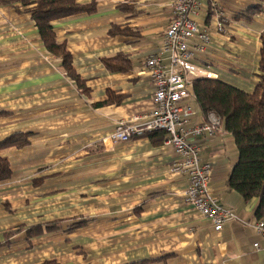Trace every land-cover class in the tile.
Listing matches in <instances>:
<instances>
[{"label":"crops","instance_id":"crops-1","mask_svg":"<svg viewBox=\"0 0 264 264\" xmlns=\"http://www.w3.org/2000/svg\"><path fill=\"white\" fill-rule=\"evenodd\" d=\"M75 1L97 9L53 25L78 80L46 49L28 8L0 5V142L29 135L26 147L0 152L12 171L0 181V264H264L259 201L228 187L239 152L223 126L190 136L213 167L210 191L237 216L220 232L184 204L188 181L172 172L164 132L109 140L120 122H144L153 110L146 61L160 52L175 0ZM198 1L212 40L185 68L191 84L211 78L254 93L264 0H216L229 20L224 35L209 1ZM121 57L124 70L109 67ZM183 105L194 114L188 130L208 122L193 93ZM53 223L57 230L28 236Z\"/></svg>","mask_w":264,"mask_h":264},{"label":"built area","instance_id":"built-area-1","mask_svg":"<svg viewBox=\"0 0 264 264\" xmlns=\"http://www.w3.org/2000/svg\"><path fill=\"white\" fill-rule=\"evenodd\" d=\"M208 1V11L212 9L214 12L212 20L216 31L226 34L228 18L216 0ZM201 7L198 0L174 1L171 22L161 38L160 52L146 61L147 72L155 86L153 110L144 122H120L109 140L126 143L137 134L164 132L165 145L173 149L176 156L172 172L188 181L184 204L208 219L220 232L228 221L237 216L210 191L213 167L202 162L201 148L190 141V136L206 132L214 136L222 122L218 116L210 114L206 124L188 130L186 126L194 114L192 108L183 105L192 98L191 82L185 68L205 52L212 40L208 31L201 29L197 22ZM256 228L264 234V221L259 222Z\"/></svg>","mask_w":264,"mask_h":264},{"label":"trees","instance_id":"trees-1","mask_svg":"<svg viewBox=\"0 0 264 264\" xmlns=\"http://www.w3.org/2000/svg\"><path fill=\"white\" fill-rule=\"evenodd\" d=\"M2 6L28 8L46 49L62 59L64 70L78 80L72 66V57L64 43L57 41L53 23L81 14L96 11L95 3L82 5L75 0H0ZM259 84L254 93L248 94L217 79L204 78L192 82V93L205 117L215 114L221 126L230 133L239 152V160L228 179L230 190L239 193L246 201L258 200L256 218L264 221V48L261 50ZM123 57L108 62L109 67L119 69ZM28 134H14L0 142V152L6 148H24L29 144ZM12 171L8 161L0 156V181L8 180ZM59 228L58 224H47L32 228L28 236L33 237ZM150 261L132 263L148 264ZM54 264V263H46Z\"/></svg>","mask_w":264,"mask_h":264}]
</instances>
